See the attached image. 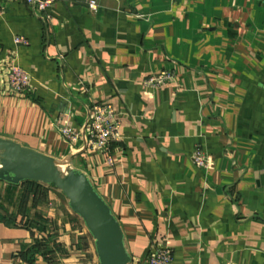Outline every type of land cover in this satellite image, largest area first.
I'll list each match as a JSON object with an SVG mask.
<instances>
[{
  "label": "crops",
  "instance_id": "crops-1",
  "mask_svg": "<svg viewBox=\"0 0 264 264\" xmlns=\"http://www.w3.org/2000/svg\"><path fill=\"white\" fill-rule=\"evenodd\" d=\"M88 1L56 0L49 17L2 1L0 138L84 172L130 264L166 242L172 264H264V0H97L96 13ZM12 64L28 90L8 87ZM163 71L174 79L149 86ZM102 102L119 113L110 151L68 142L62 127ZM65 214L59 256L0 218V264H100L84 222Z\"/></svg>",
  "mask_w": 264,
  "mask_h": 264
},
{
  "label": "water",
  "instance_id": "water-1",
  "mask_svg": "<svg viewBox=\"0 0 264 264\" xmlns=\"http://www.w3.org/2000/svg\"><path fill=\"white\" fill-rule=\"evenodd\" d=\"M56 158L13 141L0 138V181L54 185L68 199L69 207L84 222L95 240L100 264H130L122 226L90 178L70 168L66 174Z\"/></svg>",
  "mask_w": 264,
  "mask_h": 264
},
{
  "label": "built area",
  "instance_id": "built-area-1",
  "mask_svg": "<svg viewBox=\"0 0 264 264\" xmlns=\"http://www.w3.org/2000/svg\"><path fill=\"white\" fill-rule=\"evenodd\" d=\"M0 0V13L1 3ZM32 6L39 14L49 17L47 12L56 0H23ZM88 7L91 12L99 10L97 0H89ZM16 43H25L23 37H16ZM31 75L18 64H12L7 73L8 87L16 92H24L31 86ZM174 79V74L169 71L155 74L148 79V85L159 87ZM119 113L113 104L108 102L94 103L88 109L86 122L78 129L64 126L61 129L63 137L70 143L81 142L85 148L109 152L112 145L120 138ZM112 162V159H110ZM193 162L199 167H208L210 157L203 149L197 148L193 154ZM174 251L169 242L162 246H155L147 257L148 264H172Z\"/></svg>",
  "mask_w": 264,
  "mask_h": 264
},
{
  "label": "rangeland",
  "instance_id": "rangeland-1",
  "mask_svg": "<svg viewBox=\"0 0 264 264\" xmlns=\"http://www.w3.org/2000/svg\"><path fill=\"white\" fill-rule=\"evenodd\" d=\"M62 167L63 174L70 169L65 162H62ZM68 210L77 216L74 220L80 218L71 210L62 191L54 185L23 183L20 187H12L0 181L1 220L11 226L36 230L40 234L39 245H47L56 256L62 255L59 238Z\"/></svg>",
  "mask_w": 264,
  "mask_h": 264
},
{
  "label": "trees",
  "instance_id": "trees-1",
  "mask_svg": "<svg viewBox=\"0 0 264 264\" xmlns=\"http://www.w3.org/2000/svg\"><path fill=\"white\" fill-rule=\"evenodd\" d=\"M29 183H34V184H41V183H35V182H30V181H27ZM10 186H17V185H12V184H9ZM39 245V243H37Z\"/></svg>",
  "mask_w": 264,
  "mask_h": 264
},
{
  "label": "bare ground",
  "instance_id": "bare-ground-1",
  "mask_svg": "<svg viewBox=\"0 0 264 264\" xmlns=\"http://www.w3.org/2000/svg\"><path fill=\"white\" fill-rule=\"evenodd\" d=\"M62 168H63V167H62V164H61V165H60V169H61V171H62Z\"/></svg>",
  "mask_w": 264,
  "mask_h": 264
}]
</instances>
